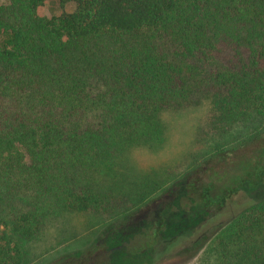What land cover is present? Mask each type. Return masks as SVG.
Masks as SVG:
<instances>
[{"label":"trees","instance_id":"obj_1","mask_svg":"<svg viewBox=\"0 0 264 264\" xmlns=\"http://www.w3.org/2000/svg\"><path fill=\"white\" fill-rule=\"evenodd\" d=\"M48 2L0 0V264H24L50 216L101 210L125 193L121 159L163 141L164 110L207 89L217 127L264 118V0H60L75 9L51 17ZM253 142L245 156L264 161V129L208 161ZM207 165L149 203L173 205L196 183L192 196L211 213L200 225L214 222L241 188L218 190ZM251 176V190L264 188V169ZM200 225L183 222L168 238L158 229L144 256L123 248L130 233L44 264H155ZM220 227L212 264H264V193Z\"/></svg>","mask_w":264,"mask_h":264},{"label":"rangeland","instance_id":"obj_2","mask_svg":"<svg viewBox=\"0 0 264 264\" xmlns=\"http://www.w3.org/2000/svg\"><path fill=\"white\" fill-rule=\"evenodd\" d=\"M75 6L74 2L61 6L60 0H49L45 6V14L48 17L57 16L64 11L72 12ZM213 114V97L207 89L200 91L184 106L164 110L163 141L154 146L135 145L121 159L115 183L124 186L126 192L119 191L115 195H110L107 205L101 210L87 212L63 210L57 215L50 216L40 235L28 242V254L24 264L55 261L70 253L99 246L108 242V239L113 241L127 237L130 233L121 244L136 245L134 248L140 256L151 254L158 239V229H161L160 232L165 233V237L168 238L169 234L172 236L176 234V229L178 230L183 222L187 225L192 223L200 225L203 215L207 217L210 212L204 214L192 196L198 186L196 183L188 191L190 197L186 195L173 205L171 199L165 196L150 203L149 200L157 198L186 173H189L186 181H191L197 174L193 170L207 162L210 165L205 167L204 175L216 182L218 190L241 188V191L233 195L223 211L215 217L214 222L206 227L200 225L202 229L194 231L187 240L165 253L155 264H212L213 258L210 257L208 250L218 229H221L220 226L228 223L247 207L251 200L260 199L264 193V188L251 190L254 186L251 174L264 169V161H260L256 153L249 157L245 156L247 149L258 147L256 142L247 143L225 156H214L212 163L208 161L212 154L225 148L231 149L245 141L257 129L263 130L264 118L249 123L217 127ZM144 193L146 198L142 201ZM220 201L224 200L220 198ZM137 214L138 218L136 216L137 219L130 228V221ZM125 218L127 219L124 221ZM122 222L123 225L119 228L118 225ZM171 222L173 223L168 224ZM116 229H125V233L122 231L118 233ZM168 243L161 241L162 249H165ZM117 252L120 256L122 250Z\"/></svg>","mask_w":264,"mask_h":264}]
</instances>
